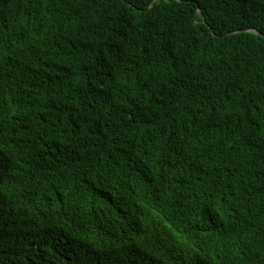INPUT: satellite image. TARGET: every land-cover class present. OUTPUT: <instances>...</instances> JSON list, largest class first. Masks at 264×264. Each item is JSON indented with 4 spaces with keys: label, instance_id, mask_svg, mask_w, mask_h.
<instances>
[{
    "label": "trees",
    "instance_id": "1",
    "mask_svg": "<svg viewBox=\"0 0 264 264\" xmlns=\"http://www.w3.org/2000/svg\"><path fill=\"white\" fill-rule=\"evenodd\" d=\"M0 264H264V0H0Z\"/></svg>",
    "mask_w": 264,
    "mask_h": 264
},
{
    "label": "water",
    "instance_id": "2",
    "mask_svg": "<svg viewBox=\"0 0 264 264\" xmlns=\"http://www.w3.org/2000/svg\"><path fill=\"white\" fill-rule=\"evenodd\" d=\"M243 30H250V29H243ZM254 32H256V33H258V34H260V32L259 31H257V30H253Z\"/></svg>",
    "mask_w": 264,
    "mask_h": 264
}]
</instances>
